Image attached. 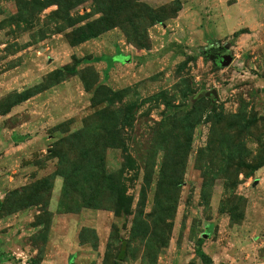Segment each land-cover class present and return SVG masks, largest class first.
<instances>
[{
    "label": "rangeland",
    "instance_id": "obj_1",
    "mask_svg": "<svg viewBox=\"0 0 264 264\" xmlns=\"http://www.w3.org/2000/svg\"><path fill=\"white\" fill-rule=\"evenodd\" d=\"M200 247L264 264V0H0V264Z\"/></svg>",
    "mask_w": 264,
    "mask_h": 264
},
{
    "label": "trees",
    "instance_id": "obj_2",
    "mask_svg": "<svg viewBox=\"0 0 264 264\" xmlns=\"http://www.w3.org/2000/svg\"><path fill=\"white\" fill-rule=\"evenodd\" d=\"M130 59H131L130 56L124 55L123 53L119 52L118 54H116L114 56L108 57L107 61L109 62V64H113L114 62L126 63V62H129ZM22 139H23V137H17L16 138V140H22ZM202 244H203V240L200 239L198 241V245L201 246ZM197 253L205 264H211L212 263L210 257L206 253H204V251L201 249V247L197 250ZM35 264H37V263H35Z\"/></svg>",
    "mask_w": 264,
    "mask_h": 264
},
{
    "label": "water",
    "instance_id": "obj_3",
    "mask_svg": "<svg viewBox=\"0 0 264 264\" xmlns=\"http://www.w3.org/2000/svg\"><path fill=\"white\" fill-rule=\"evenodd\" d=\"M230 61H231V59H230L229 57H227V62H226V64H228ZM209 94H210L211 96H213L215 100L218 99V93H217L216 90L211 91Z\"/></svg>",
    "mask_w": 264,
    "mask_h": 264
}]
</instances>
